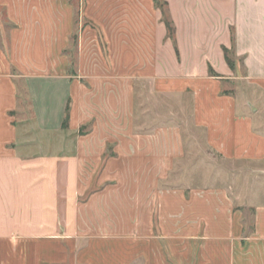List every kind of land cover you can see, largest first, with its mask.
<instances>
[{
	"label": "crops",
	"instance_id": "crops-1",
	"mask_svg": "<svg viewBox=\"0 0 264 264\" xmlns=\"http://www.w3.org/2000/svg\"><path fill=\"white\" fill-rule=\"evenodd\" d=\"M163 1L175 41L154 0H0V264H264V202L167 186L182 129L136 116L189 97L208 148L264 161L238 98L264 95V0Z\"/></svg>",
	"mask_w": 264,
	"mask_h": 264
},
{
	"label": "rangeland",
	"instance_id": "rangeland-1",
	"mask_svg": "<svg viewBox=\"0 0 264 264\" xmlns=\"http://www.w3.org/2000/svg\"><path fill=\"white\" fill-rule=\"evenodd\" d=\"M68 51L72 57L75 56L74 43ZM231 58L234 59L233 55ZM225 87L230 89L234 88V85L226 83ZM140 94L139 102L146 104L147 112L136 111V116L142 119L145 115L146 120L149 118L153 122L152 126L167 128L179 126L182 129L185 155L175 160V168L170 180L166 183L167 186L205 188L239 184L242 187L235 189L241 188L252 202H264V161H230L208 148L204 142L205 133L194 126V112L191 111L189 97L181 100L157 95L155 98L148 99L146 96L143 97L142 93ZM246 96H250V99L260 108L256 121L258 126H264V95L250 88H243L238 95L242 104L245 103ZM24 108L29 116L30 112L26 107ZM22 117L17 116L19 119Z\"/></svg>",
	"mask_w": 264,
	"mask_h": 264
},
{
	"label": "trees",
	"instance_id": "trees-1",
	"mask_svg": "<svg viewBox=\"0 0 264 264\" xmlns=\"http://www.w3.org/2000/svg\"><path fill=\"white\" fill-rule=\"evenodd\" d=\"M154 1L156 3V6L158 8H160L162 11V15H163L162 20L164 21V23L167 27L168 37L171 38L173 41H175V26H174V22L171 18V15H170V12L168 9V3L166 1H162V0H154ZM72 43H74V49L76 51L77 50V43H78V32L77 31L73 34V36L71 38L70 48L72 47ZM224 53H225V58H226L228 64L231 67H234V60L231 58L232 51L225 47ZM211 75L212 76H218L214 71H211Z\"/></svg>",
	"mask_w": 264,
	"mask_h": 264
}]
</instances>
